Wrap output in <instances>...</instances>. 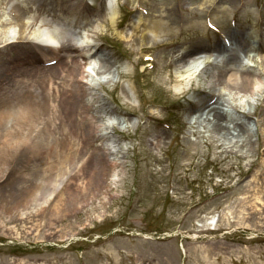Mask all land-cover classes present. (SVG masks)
Masks as SVG:
<instances>
[{"label": "rangeland", "instance_id": "1", "mask_svg": "<svg viewBox=\"0 0 264 264\" xmlns=\"http://www.w3.org/2000/svg\"><path fill=\"white\" fill-rule=\"evenodd\" d=\"M77 1L72 25L34 8L23 16L48 18L59 39L75 44L80 28L74 19L84 16L96 25L93 50L112 64L113 78L101 77L99 68L97 82L78 73L81 85L100 86L78 101L123 128L110 132L98 120L92 129L72 112L66 128L65 121L53 131L32 125L34 146L16 157L0 130V264H264V0H111L116 22L106 16V0H71ZM140 6L150 9L151 23L165 20L172 28L163 41L143 39ZM10 7L0 20L13 18ZM207 22L231 36L236 50L254 53L251 65L245 60L239 69L256 71L260 90H238L217 79L231 49L216 57L221 41ZM8 27L11 38L21 33L16 22ZM247 29L249 39L243 37ZM26 34L33 38L32 30ZM192 49L208 58L188 78L176 71ZM70 51L68 63L79 59ZM144 55L154 59L145 62ZM42 59L9 50L0 67ZM53 80L48 90L67 102L71 91L62 79ZM218 97L228 124L222 132L213 129L205 109ZM239 122L248 133L234 127ZM68 138L71 156H59ZM33 180L34 189L18 199L13 187Z\"/></svg>", "mask_w": 264, "mask_h": 264}, {"label": "bare ground", "instance_id": "2", "mask_svg": "<svg viewBox=\"0 0 264 264\" xmlns=\"http://www.w3.org/2000/svg\"><path fill=\"white\" fill-rule=\"evenodd\" d=\"M21 1H24L25 3ZM79 3L80 2L78 1L72 3L71 0H0V17L3 15L2 9H8L9 5H11L9 12L13 17L12 19L8 18L7 20H0V26H2L0 27V56L3 52L19 49L21 53L24 54L27 53L28 55H39L44 57V61L51 60L53 57H50V55L55 53L56 49L54 48L55 46L48 41H52L53 39H49V37L46 36L44 40L47 42L36 43L35 41H32L30 36L26 34V31L30 29L33 34H39V29L36 28L39 18L31 17V19L33 18V21L28 23L26 22L23 14H29L30 10L32 11L34 8L37 12L49 15L54 20H61L69 25H72L73 18L70 16L75 14L74 12L79 9V6L81 5ZM71 6L73 8L72 12H64ZM83 6L84 5L82 4V7ZM82 7L80 9H82ZM82 13L83 9L80 10L79 14L81 15ZM106 16L110 17L112 22H116L118 17L117 7L111 4V0L109 1ZM141 18H139L138 21L140 23L143 22L145 25L143 30L145 32L143 39H146L151 45L163 41L164 36L173 31L165 20L147 23L144 22L145 17L142 16ZM87 20L90 19L84 16H78L77 19H74V26L78 25L80 29H83L82 32H79L84 39L82 41V43L85 44L84 50H87L89 53L91 51L92 55H96L95 58L89 59V61L85 62V64H88L89 68H92L94 64H99L98 72L102 73L103 71L111 69L112 64L109 63V61H102V58L99 56L100 53L98 48L92 50L94 45H91V38L95 36L97 29L95 28L96 25H94V23L92 24L91 21L88 22ZM42 21L45 25L52 26L51 21L48 18L43 17ZM11 22H16L21 30V33L16 38H11L14 37L8 27ZM246 35L251 37V30H245L243 37ZM54 36L53 38H55ZM228 38L230 39L231 44H234V41L230 37ZM66 41L68 40L63 42L64 46L61 48L64 50V58L62 57L60 59L61 63H58V67L55 72L52 71V67L26 66L23 63H21V65L15 64L13 67L9 66L8 68L0 67V77L7 75L5 79L0 80V130L5 131V136H3L2 139L10 142L11 151H13L12 153L15 157L25 151L27 152L30 150V147L34 146L31 139L35 140L36 136H32V125L35 123H43L41 129L53 131V129L56 128H63V122L65 121L64 128H66V122L67 124L69 123V116L72 112L76 115L74 120L81 121L82 124L86 123L92 129L94 122L100 120V126L104 127L106 130L109 128H111L110 132L119 130L120 126L116 127V125L112 122L103 121L102 116L92 115L94 112H90V107L87 104L78 101V99L84 95H95L99 93L98 89L100 86L96 87L88 85L85 87L79 83L77 75L78 73H84L83 70H79L78 72L79 60L75 58L69 63L65 60V58L69 56V53H66L67 50H71L70 52H73V50L78 51L79 47ZM83 44H80V47H82ZM262 45V49H264V42ZM224 46L227 48L226 44L221 42L213 49V51L218 53L215 54L216 57L224 54V52L220 51L226 50ZM233 47H231L232 51L229 55L226 56L225 66L221 70L218 69L219 74L217 75L219 76H217V79L228 83V85L233 86V88L238 90H247L248 92L253 93L262 83V79L253 69L248 68L246 70L239 71L238 68L242 65L243 57H246L247 55L250 56V54L243 51H237L236 45H233ZM132 52L136 53V50L133 49ZM196 53H198V51L193 49L185 52V58H183V60H185V64L182 68L178 69L176 73L185 70L188 78H191L192 74H198L200 72L199 69L204 67L203 62L207 60L208 55L203 53L205 54L204 61L200 60L198 62H194L192 60H194L193 58L196 56ZM241 54L243 55L242 57L240 56ZM79 56H82L83 60L89 57L88 54L86 56V54L81 51H79ZM20 61H28V59H22ZM178 76H180V74H178ZM54 78L62 79L66 92L71 91V98L67 102L61 99L63 94L51 93L48 90L47 86L48 84L55 82L53 80ZM186 83L189 85L188 81ZM38 88L41 89L39 92L37 91ZM258 90H260V88ZM57 99V104H53ZM218 101L219 97L213 103L208 104L205 109L210 115L208 118L212 123L213 129L217 132H222L226 131L228 128V124L225 122L227 116L223 110L218 108ZM109 110L116 111L115 108ZM95 111L98 112L97 110ZM57 114H66V117L64 115V118L58 121ZM89 114L92 117H97L98 119L92 120ZM234 127L239 132L242 131V135L244 132L248 133L246 124L243 122L235 124ZM122 128L123 127H120V129ZM70 150H72V142L68 138L58 149V155L63 156L64 153H67L66 158H69L71 156V154L68 153ZM4 152L5 149L2 153ZM96 155L100 156V153L97 152ZM111 163L115 166L120 164L117 160H112ZM33 184H36L35 180H33L29 186L23 185L20 189H16V186L15 188L13 187V191L18 195V199L21 197L22 192L26 193L33 190L34 188H31Z\"/></svg>", "mask_w": 264, "mask_h": 264}]
</instances>
